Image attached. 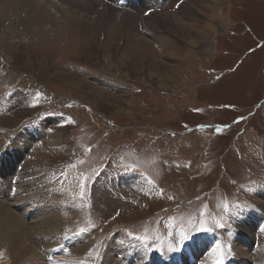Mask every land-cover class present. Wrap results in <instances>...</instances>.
<instances>
[{"label":"rangeland","instance_id":"374dc122","mask_svg":"<svg viewBox=\"0 0 264 264\" xmlns=\"http://www.w3.org/2000/svg\"><path fill=\"white\" fill-rule=\"evenodd\" d=\"M90 1L137 24L96 13L86 28L62 18L35 29L1 23L2 169L16 175V155L27 157L42 198L51 197L43 212L15 211L34 238L30 226L52 215L53 233L76 239L66 249L30 246L34 262L72 264L77 254L98 264L100 252L120 264L264 262V0ZM153 14L168 23H145ZM248 233L253 242L235 245ZM145 235L147 243L133 239ZM7 240L0 264H24ZM134 245L143 258L133 251L125 262Z\"/></svg>","mask_w":264,"mask_h":264},{"label":"bare ground","instance_id":"6f19581e","mask_svg":"<svg viewBox=\"0 0 264 264\" xmlns=\"http://www.w3.org/2000/svg\"><path fill=\"white\" fill-rule=\"evenodd\" d=\"M63 1H64V4L67 7L71 6L70 10L69 9L68 10H66V9H61L60 10L58 8H55V6H52L53 4L50 5L49 8L41 7L36 2V0H33V5L32 6L27 5L26 3L17 4L15 2V0H0V13H1L0 15H2V18L0 19V24L3 21H10V22L13 21L14 22V19L17 18V22L20 23L21 25H24V26L28 25L27 28H30L31 27L30 23H31V25H34L31 28L35 29V28H37L38 25L40 27L44 23L46 25H51L53 23L59 22L58 21L59 18H62L63 20L68 21L69 23L70 22L71 23L72 22H75V23H79L80 22L79 24H81V23H82L81 25L84 24V27L86 28V27L90 26V24L88 22L87 15L94 16L95 13H96V15L97 14L99 15V16H97V18H102L101 20L108 21L109 23H113V24H119L120 23L121 25L125 24V23H128L127 25H129V26H133V24H135V25L137 24L135 22L137 20V18L133 17V16H131L130 18L121 16L120 19L116 20L115 16L113 15V13L110 10V7H109V9L106 8V7H103V9H102V8L99 7L100 3H98V2H94V1H90V0L89 1L88 0H63ZM152 4H154V3H152ZM9 12L15 13L16 15H18V17L16 15H14V16H11V17L3 19V14L2 13L9 14ZM154 17H155L154 14L151 15V18L145 19V23H148L149 20H152V22H154V23L155 22L156 23L157 22L160 23L161 21H166L167 22V18H164V19L162 18V17H164L163 15H158L155 18ZM130 24H132V25H130ZM173 25L176 26L175 23ZM3 28L4 27L1 24V26H0V33L1 34L4 32ZM181 28L183 29V27H180V30H181ZM81 29H82V27H81ZM187 31L189 32V30H187ZM92 33L93 32H88V34H92ZM194 33H195V31H194ZM33 127H34V129H33ZM31 128H32V130H30V132L33 134V136L42 135L43 130L39 127V125H37V127L34 125ZM23 133L25 135L24 131H23ZM20 137H22V136H20ZM23 137H22V139H23ZM19 142H22V140H19ZM18 148L20 149V147H18ZM15 149H17V147ZM5 150H7V148ZM5 150L3 151V155L4 156L6 154ZM14 154L16 155L15 150H14ZM20 156H21L22 159L19 158ZM2 157L3 156L0 155V162H1ZM16 158H17V164L16 165L19 164V166H20V168H19V170H18L16 175L7 176L6 174H7L8 171L6 169H5V171L3 170L4 169L3 168V162H1V166H0V175H1L0 176V178H1L0 179V186H1V188H0V196L2 194L3 195L2 199H4V200L0 201V243H2L4 240L6 241L7 238L9 240H12V243H13L12 247L16 250L17 255H19V257L22 258V259L20 258V261L21 260H25L27 262V263L25 262L26 264H37L35 262L40 260V256H38V252L35 251L36 253H34L33 252V248L30 247V246L35 244L34 247H36L38 245V249H41V247H43L42 250L45 251L47 249H52L51 247L56 246V244L58 242H60V243L57 244V245L61 244L60 246H62L63 248H65L66 246L68 247V245L70 247V244L73 241H70V243L68 242V240L71 239L70 238L71 236H68L69 238L67 236L66 237L62 236V237L58 238L57 233L56 232L53 233L54 231H52V230L55 227L54 226V224H55L54 221L55 220H53V216L52 215L51 216L47 215L48 212H45L48 217H46L44 219H41L39 217L38 220H41V221H38L37 223L34 222L30 226L31 229L35 231L34 232V234L36 235L35 238L32 237V235L29 233V230H27V227H29V226L26 223L23 222V219H22L23 216L22 215L21 216L18 215L16 213V211H15V208H17V207L20 208V207H23V206L24 207L25 206H30L31 210L34 207L35 210L43 212L44 210H46V209H48L50 207L48 205L45 206L44 203H47V201L50 200L51 197L48 200H44L42 198V196L40 194L41 191H40V189L37 188L38 185L40 184V181L38 180V178L35 177L36 174H35V172L32 171V166L29 164V161L27 160V157L25 158L22 155H16ZM16 168H18V166ZM16 168H15L13 174H15ZM6 189L8 190L7 195H5V190ZM19 195H21V196L27 195V196H25V197L28 198V199L27 198L25 199L26 203L24 202V204H21V203L16 204V203L12 202V201L19 200V198L21 197ZM261 195H263V194L261 193L260 196ZM10 196H12V198H10ZM21 198H24V197H21ZM35 200L39 201L37 206H34L36 204V202H37V201L35 202ZM34 202H35V204H34ZM12 203H14V204H12ZM42 204H44V205H42ZM38 207H39V209H37ZM44 216H45V214H44ZM36 221H37V219H36ZM26 225H27V227H26ZM56 229H57V227H56ZM254 234H256V233H254ZM254 237H255V235H252V233L251 234L248 233V235H246V237H241L239 240L237 239V243L235 242V245L238 244V245H241V247H243V245L244 246L245 245L248 246L249 245V241H251V239H252V242H253ZM73 239H71V240H73ZM74 240H76V239H74ZM77 244H78V242H76V244H75L76 246L74 247L75 248L74 250L76 251V253H79V250L82 249L83 247L78 248ZM109 246H111L110 247V252H111V249H113V245H109ZM240 249H241V257H245V255H247V252H246L247 250L244 251L245 250L244 248H243L244 250L242 248H238V250H235L234 246H232V250L236 251L237 253L240 252ZM114 250H116V249H114ZM128 250H130L131 252H129V253L125 252V254H124L125 262H128L129 260L132 261V252L133 251H136L137 253L140 252L141 255L138 258H143V256H142L143 251L138 246L134 245V246H132V248H128L127 251ZM223 251H224V253H223ZM102 253H104V252H102ZM225 253L229 255L228 249L222 248V254H225ZM259 253H260V250L257 248V250L255 252V255H258ZM111 254L109 253V255H110L109 256L106 253L104 257H109V258H106L104 260V262L101 263V261H103L104 257L101 256V252H100L98 264H120L121 262H123V261L117 259V257H116L117 255L116 254H112V255ZM74 255H76V257H77V254H74ZM79 255H81V254H79ZM76 257H70L69 258V263L77 264V259H79L81 261V259H80L81 257L80 258H76ZM135 257H134V260H135ZM249 257H251V256H249ZM245 258H247V257H245ZM258 258H260V257H258ZM258 258L255 257V260H260L259 264H264V262H261L263 260L258 259ZM41 259H43V258H41ZM82 259H83V257H82ZM15 260H16V258H15ZM17 260H19V259H17ZM34 260H36V261L34 262ZM231 260H230V262H231ZM44 261H45L44 264H49L47 262V258H45ZM107 261L110 262V263H108ZM119 261H120V263H119ZM81 262H82V264H87V263H90L91 261H90V258H89V259H85V260H83ZM41 264H43V263L41 262ZM127 264H131V263L128 262Z\"/></svg>","mask_w":264,"mask_h":264},{"label":"snow or ice","instance_id":"6c2138e0","mask_svg":"<svg viewBox=\"0 0 264 264\" xmlns=\"http://www.w3.org/2000/svg\"><path fill=\"white\" fill-rule=\"evenodd\" d=\"M37 99H39V97H37ZM33 106H35V105H33ZM83 187H84V185L81 184V189H82V190H81V193H80L81 198H83V196H84ZM237 207H238V206H237ZM228 209H229V205H228V204H225V205H224V210H225V211H228ZM201 215L203 216L204 213H201ZM219 226H220V225L217 224V227H219ZM200 230H201V231H207V230H208L207 228L204 227L203 222L201 223ZM85 231H86V229H83V228L80 229V232H81V233H83V232H85ZM129 235H131V234H129ZM133 239L139 240V241L144 242V243H147V240H148V238H147L146 235H145V236H134ZM170 250H171V248H170Z\"/></svg>","mask_w":264,"mask_h":264}]
</instances>
